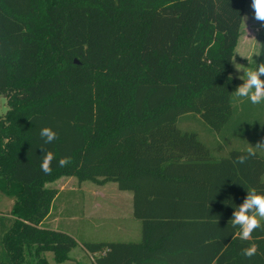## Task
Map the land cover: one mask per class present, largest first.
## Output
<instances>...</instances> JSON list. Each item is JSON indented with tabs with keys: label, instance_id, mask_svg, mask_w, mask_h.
<instances>
[{
	"label": "trees",
	"instance_id": "trees-1",
	"mask_svg": "<svg viewBox=\"0 0 264 264\" xmlns=\"http://www.w3.org/2000/svg\"><path fill=\"white\" fill-rule=\"evenodd\" d=\"M247 1L0 0V193L13 199L0 264L69 258L75 238L44 223L57 195L46 184L61 177L132 192L140 239L84 242L91 264H264V230L246 241L230 223L247 189L264 193V155L213 157L177 126L185 114L217 132L233 123ZM258 52L254 68L264 35ZM45 126L57 133L47 145ZM42 145L56 157L50 175Z\"/></svg>",
	"mask_w": 264,
	"mask_h": 264
},
{
	"label": "rangeland",
	"instance_id": "rangeland-1",
	"mask_svg": "<svg viewBox=\"0 0 264 264\" xmlns=\"http://www.w3.org/2000/svg\"><path fill=\"white\" fill-rule=\"evenodd\" d=\"M264 26L254 19L251 0L245 5L241 35L234 49L230 74L245 79V72L254 68ZM233 92V123L220 132L211 129L198 114L182 115L178 128L197 134L213 157L225 156L231 149H247L264 142V104L253 105ZM7 110L6 100L0 95V116ZM264 155V148H256ZM56 191L51 210L54 225L71 234L77 245L69 258L57 263L53 253L45 252L48 264H91L93 255L83 248L84 242H127L140 239V221L132 215V192L119 190L113 182L97 185L90 181L78 182L74 177H61L46 184ZM97 190V192H94ZM12 201L13 199H8ZM8 201L0 204V214L10 210Z\"/></svg>",
	"mask_w": 264,
	"mask_h": 264
},
{
	"label": "clouds",
	"instance_id": "clouds-1",
	"mask_svg": "<svg viewBox=\"0 0 264 264\" xmlns=\"http://www.w3.org/2000/svg\"><path fill=\"white\" fill-rule=\"evenodd\" d=\"M251 8L254 19L264 26V0H251ZM255 55L259 56L260 53L256 52ZM244 76L246 78L237 87L235 96L245 98L253 105L264 104V78H262L264 77V62L257 64L254 69H248ZM40 137L44 141V145H47L57 139V133L51 127L45 126L40 130ZM40 148L44 150L40 168L46 175H50L52 162L56 159L55 154L46 150L43 145ZM256 148H264V142L248 147L244 154L237 157V163L243 164L250 157L255 156ZM70 163L71 160L68 157H62L58 160L59 167H66ZM230 223L233 228L239 227L238 235L240 239L246 241L251 239L255 230H264V193L257 192L255 188L247 189L246 198L235 208ZM257 252L258 246L253 243L242 250V255L251 258Z\"/></svg>",
	"mask_w": 264,
	"mask_h": 264
},
{
	"label": "crops",
	"instance_id": "crops-1",
	"mask_svg": "<svg viewBox=\"0 0 264 264\" xmlns=\"http://www.w3.org/2000/svg\"><path fill=\"white\" fill-rule=\"evenodd\" d=\"M94 192H97V190H94ZM56 196H57V195H56ZM8 199H11V200H12V198L6 197V196H4V195H2V194L0 193V204L3 202V200H6V201H8L9 203H11V204H10V207H11V205H12V201H10V200H8ZM0 216H3V214H0ZM55 220H56V217H53V212H52V210H50V213L48 214V216H47L46 219L44 220V223H45L46 225L52 227V228H58V227H56V225H54Z\"/></svg>",
	"mask_w": 264,
	"mask_h": 264
}]
</instances>
